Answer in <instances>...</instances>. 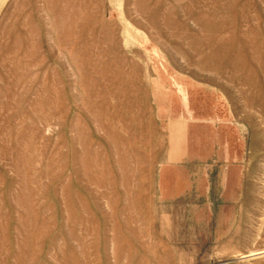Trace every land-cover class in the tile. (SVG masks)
Returning <instances> with one entry per match:
<instances>
[{"label":"rangeland","instance_id":"obj_1","mask_svg":"<svg viewBox=\"0 0 264 264\" xmlns=\"http://www.w3.org/2000/svg\"><path fill=\"white\" fill-rule=\"evenodd\" d=\"M0 264H264V0H0Z\"/></svg>","mask_w":264,"mask_h":264}]
</instances>
